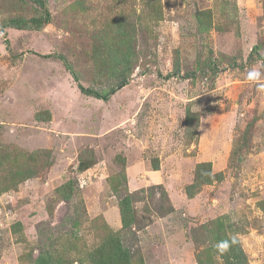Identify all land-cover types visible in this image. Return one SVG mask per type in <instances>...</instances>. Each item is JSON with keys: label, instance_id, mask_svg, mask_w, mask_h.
I'll return each instance as SVG.
<instances>
[{"label": "rangeland", "instance_id": "374dc122", "mask_svg": "<svg viewBox=\"0 0 264 264\" xmlns=\"http://www.w3.org/2000/svg\"><path fill=\"white\" fill-rule=\"evenodd\" d=\"M43 1L0 0V264H92L126 196L134 264L232 263L235 246L264 264V91L246 79L264 72V0ZM201 163L223 180L192 199Z\"/></svg>", "mask_w": 264, "mask_h": 264}, {"label": "trees", "instance_id": "16d2710c", "mask_svg": "<svg viewBox=\"0 0 264 264\" xmlns=\"http://www.w3.org/2000/svg\"><path fill=\"white\" fill-rule=\"evenodd\" d=\"M20 1V0H18ZM24 1V0H21ZM35 4H37L40 8L45 7V2L43 0H32ZM211 14L209 15V17ZM203 19V18H201ZM32 21V26L36 29L43 28L44 25L49 24V19H45L44 21H41L39 18H36ZM11 25L18 26V27H29V24L20 22L15 20H12L10 22ZM7 25V24H6ZM31 28V27H29ZM130 46H127L126 49H124L121 54L112 56L116 57V64L117 68L115 71H119L121 73V70L123 71L122 76L123 79L121 80L122 83L119 85V87H126L129 78L127 77L130 73L129 65H130ZM256 49V48H255ZM108 56V55H107ZM106 56V58H107ZM110 56V54H109ZM107 60V59H105ZM104 60V62H105ZM234 62L235 60H230V62ZM217 72V69H216ZM77 78V74H74ZM74 78L78 80L76 77ZM116 86V85H115ZM116 87H113L111 90L107 92V90H104V92L99 91H89V90H83L87 92L90 95H95L98 98H101L104 101H109L111 95L115 94L117 91L115 89ZM46 116H38L39 120L43 121H49L51 119V114L46 113ZM122 162V167H124V173H126V163L127 161L125 159L119 158ZM118 162V161H117ZM116 162V163H117ZM96 165V162L94 160H84L79 163L78 169L80 172H85L88 169L93 168ZM152 168L155 172L159 171V164L152 162ZM194 182L190 184L188 188V195L190 198H195V194L193 192L194 189H197L198 192H201L202 188L205 185H210L214 182V180L217 178L218 180L222 181L223 176L222 174H213L211 170V163H201L196 168V173L194 175ZM32 176L28 177L31 178ZM74 184L71 181L66 182L61 187H59L56 192L58 195L66 202H69L71 199H73V196L75 195L74 192ZM118 208L121 215V228L118 230H114L109 224H107L108 228L111 227V235H108L101 245L96 250V254L91 257L92 264H134L133 262V254L132 250L129 249L125 244L124 240L122 239V234L124 231L132 230L133 226L137 223V213L136 208L134 207V201L133 198L130 196H126L125 198L121 199L118 204ZM16 231L15 228L13 230ZM140 232V231H139ZM42 254V253H41ZM41 254L39 258L35 261V264H54V258L53 256L50 257H42ZM94 254V251L90 252L89 255ZM233 262L231 263L228 259L230 257L226 256L227 263L226 264H247L241 260L242 258L247 259V254L238 246H235L234 253L232 254ZM144 262V260H143ZM146 263V262H144Z\"/></svg>", "mask_w": 264, "mask_h": 264}, {"label": "clouds", "instance_id": "9594fccd", "mask_svg": "<svg viewBox=\"0 0 264 264\" xmlns=\"http://www.w3.org/2000/svg\"><path fill=\"white\" fill-rule=\"evenodd\" d=\"M246 79L254 83L257 89L264 91V83H261V81L264 80V72L255 68L250 69L246 74ZM81 185H82V179H81ZM236 242H237L236 237L232 236L229 239L218 241L213 245V247L218 253V256L222 257L229 252L231 246Z\"/></svg>", "mask_w": 264, "mask_h": 264}, {"label": "crops", "instance_id": "0c3cea01", "mask_svg": "<svg viewBox=\"0 0 264 264\" xmlns=\"http://www.w3.org/2000/svg\"><path fill=\"white\" fill-rule=\"evenodd\" d=\"M127 162H128V160H127ZM90 169H88L87 171H89ZM85 173H88V172H83L82 174H81V177H82V187L83 188H87V187H89V183H90V180H89V176H83V175H85ZM116 210L118 211V213L120 214V211H119V208H118V206L116 207ZM108 215V214H107ZM105 218V217H104ZM110 225V224H109ZM111 226V225H110ZM112 227V226H111Z\"/></svg>", "mask_w": 264, "mask_h": 264}]
</instances>
